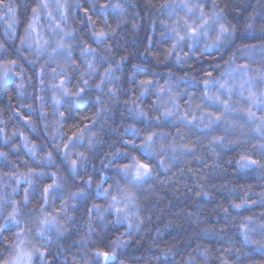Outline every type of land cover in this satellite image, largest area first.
Wrapping results in <instances>:
<instances>
[{
	"label": "trees",
	"instance_id": "obj_1",
	"mask_svg": "<svg viewBox=\"0 0 264 264\" xmlns=\"http://www.w3.org/2000/svg\"><path fill=\"white\" fill-rule=\"evenodd\" d=\"M38 2L39 0H3L0 4V45L3 46V49H0V68L10 67L11 69V78L0 86V152L7 153V157L0 156V205H3L0 207V223H3V217L12 211V201H16L19 206L17 218L21 222L20 226L25 229L24 238H26L27 246L31 249L33 246L46 249L45 264H85V262L94 264L95 248H107L106 245L112 242L114 237L128 228L127 222L115 223V212L109 209L105 213L107 228L101 230L97 220H92V230L89 231L87 206L94 202L107 204L108 201L103 196L97 194L94 200L70 202L69 211L74 219L66 220L64 223L66 232L59 240L54 233H49L53 236V243L50 246L44 243L36 232L39 225L35 221L37 217L42 218V216L34 205L43 202L39 199L42 186L51 182V172H56L61 178L60 182L64 184L63 194L50 195L48 204L45 205L46 211L52 212L53 215H56L55 209L60 207L64 196H67L70 191H75L77 187H83L80 180L69 178V173L66 171L68 160L64 158L63 147L62 145L60 148L56 147V144L66 137L54 136L53 132L58 126L64 133L71 134L74 130L73 125L88 124L89 129L97 133L99 143L94 149H87L86 134L84 146L75 145L71 158H75L76 151H86L87 171L81 169L80 174L85 177L91 174L98 180L100 173L104 172V179L115 187V181L119 177L115 175L113 167L106 169L103 165L110 162L113 164L127 162V157L117 155L118 159L113 158L110 161L105 154L115 152L117 149H129L128 144L124 143V140L131 138L130 133L125 132L126 126L135 124L136 127L144 130L143 124L129 115L132 105L124 104L123 101L135 100L145 111L150 112L148 105L156 99L152 94L140 96L137 82L145 78L160 84H163L165 80L173 82L176 85L173 91L180 93L178 99L182 112L188 110L184 106V101L190 99L188 93L193 94L192 108L194 110L195 104L200 103V93L204 88L203 74L212 72L214 76H219L225 67L224 61L230 56L234 55L235 64L249 65V76H257L256 70L264 69V43H262L264 33L259 31V28L264 25V8L258 5V0H218L220 8L224 9L226 22L236 26L233 38L235 42L230 43V46L225 45L219 51L209 48L200 55H195L198 49H194L187 58H184L183 54L189 52V49L187 43H184L174 50L181 56V60L177 62L175 54L165 58L164 51L170 47L171 41L166 36L160 35L164 30L160 21H171L177 18L175 15L169 17L167 10L161 11L160 6L165 4L166 0H61L66 5L63 9L66 19L61 21V27L66 31L75 28L73 35L77 41H84L92 47H97V42L91 36L93 29L88 23L89 16L96 21L97 30L104 28L108 32L105 44L113 45L111 53L115 55L105 52L103 47L99 48V52L109 56L108 63L103 66L98 65L100 72L109 64H114L121 56L126 57L123 66L115 73L121 78L117 82L120 87V100L117 104L111 105V111L95 121V127H93L92 123H89L92 120L91 113L99 107L94 100L91 102L86 100L71 112L67 110V105H64L61 111L66 112L65 118L60 120L58 125L54 123L57 116L53 112L52 92L46 86L42 87L39 80L45 79V85L50 81L58 83L59 78L52 77L51 69L59 70V65L64 61L60 57L53 59L43 51L37 56L34 44L29 47L28 42L21 41V38L25 36L27 25L32 20V8ZM200 2L205 3L206 10L211 9V0H200ZM49 3L50 8L41 10L40 18L34 25L39 35L34 33L33 41L40 39L41 42L45 40L54 42L56 38V33L50 25L61 20L60 10L55 7L56 0H49ZM101 3L109 5L106 11L100 9ZM116 3L124 9L123 13L114 11L110 7ZM9 7L15 9L14 16L9 14ZM84 8H88L89 11L85 13ZM175 11L180 15L184 14L178 7ZM43 12H52V17L48 18L43 15ZM250 13H254L251 20ZM153 20L155 24L152 23ZM249 23L254 24V31L246 27ZM133 24L136 27H133ZM111 29H116L115 33ZM241 45L255 47L250 52ZM200 46H203V41ZM73 56L82 65L84 64L78 46H74ZM8 60H15L16 63L9 66ZM133 64L139 71H136L133 79L129 80L128 75L132 72ZM41 65L46 67L44 74L38 76ZM16 73L21 75H15ZM181 77L185 79L181 80ZM193 77L195 81H192ZM98 79L99 77L95 75L89 78L90 86L87 91L92 95L101 94L99 90L91 87ZM69 81L67 86L72 88L77 83V76L70 75ZM21 84L23 87L18 88L17 85ZM260 90H264V84H258L253 89V91ZM212 91L215 92V89ZM106 92L105 90L104 99L107 101ZM247 92L246 89L244 97L248 96ZM37 96H42L43 100H37ZM244 97H241L238 92L234 93L231 97L232 106L247 108L248 102ZM164 99L166 100L167 97ZM28 104L32 105L31 109L22 107ZM202 107L205 112L220 111L207 101ZM41 108L44 111L43 118H41ZM255 110L259 115V109ZM150 114L156 115L151 112ZM179 114L178 112L177 115ZM195 114L198 117L200 111L195 110ZM22 116H29L32 124L29 125ZM84 116L88 119L82 121L81 117ZM255 126L246 121L242 112L226 113L225 119L211 129L186 125L180 121H176L174 126L171 122H165L164 132L171 134L168 135L166 143H173L176 146L177 158H171L172 149L169 148L165 154L167 171L164 168L157 170L154 167V175L148 178L144 187L134 190L137 203L140 205V220L144 227L137 230L139 235H134L130 244L117 249L119 255L116 257V264H120L121 261L124 264H181L190 253L195 256L197 264H221V259H227L231 261V264H261L264 261V253L257 245L245 242L240 225L246 223L243 217H256L255 221L247 222L249 229H255L249 232V235L253 240H264V233L259 231V226L264 221V201L261 200V194H264V174L260 171L250 174L233 171L236 168L235 161L241 154L264 160L254 147L261 142L259 134L250 131ZM177 127H180V135H176ZM21 133L27 137V141L22 139ZM121 133H124L123 137ZM5 136L9 138L7 141L4 139ZM181 136L183 139L180 138ZM214 136L224 137L225 142L235 140L237 144L223 149L217 144L210 146L209 142ZM25 142L29 147L33 144L37 145V158L29 154L28 149L24 147ZM139 143L140 138L137 137L135 144ZM182 144H192L195 148L191 153H185L180 148ZM13 145L18 147L14 148ZM129 150L141 157L145 155L136 149ZM47 151L53 153L52 165H47L46 161L42 164L39 159ZM154 164L159 165V160L154 161ZM29 168L38 170L33 176L34 180L41 170L47 171L49 175L41 176L33 185L27 184L22 178L18 185L12 174L26 173ZM233 187L236 189L234 192L231 191ZM249 187L252 191H248L247 198L256 203L244 205L241 209L232 208L231 202H239V198ZM26 188L28 201L23 200ZM90 190L94 191V185ZM202 192H208L210 195L204 196ZM224 208L229 209L227 214ZM93 215H96L95 209H93ZM58 219L64 220V214L60 213ZM15 231L16 228L8 224L4 235L12 240V234ZM197 245L210 250L206 259L195 255ZM225 249L228 251L225 252ZM13 254L9 252L7 244L0 243V259L10 258ZM38 257V255L35 256L33 264H41Z\"/></svg>",
	"mask_w": 264,
	"mask_h": 264
},
{
	"label": "snow or ice",
	"instance_id": "obj_2",
	"mask_svg": "<svg viewBox=\"0 0 264 264\" xmlns=\"http://www.w3.org/2000/svg\"><path fill=\"white\" fill-rule=\"evenodd\" d=\"M3 3V0H0V4ZM258 5L264 8V0H258ZM65 4L61 0H56V9L60 10L61 20L57 21L55 24L50 25V27L55 31L56 38L54 42L43 41L36 39L33 41L32 37L35 33L39 35L36 31L34 25L38 22L41 10H46L50 8L49 0H39L38 4L32 8V20L27 25L25 36L21 38L22 43L28 42L29 47H32L33 44L37 49L36 55L39 56L41 52H46L49 57L55 59L60 57L63 59L64 63L59 65V70L57 68L51 69V75L53 78L58 77L59 82L50 81L45 85V79H40L39 83L42 87H47L48 90L52 92L51 101L54 104L53 112L57 116V120L54 121L57 125L59 121L65 118L66 112L61 111V108L65 104L69 105V110L73 111L77 105L84 103L86 100H94L96 105L99 107L96 108L94 112L91 113L92 120L89 123H92L95 127V121H97L101 116H106L111 111V105L117 104L120 100V87L117 84L120 81V77L116 76L115 73L120 70L123 66V61L126 59L125 56H121L115 64H109L108 67L104 68L102 72L98 70V65L103 66V64L108 63L109 56L105 55L104 52H99V48L103 47L105 52H109L111 55L112 44H105V39L108 37V32L104 28L96 29V21H94L90 16L88 17L89 26L92 27L91 36L97 42V47H92L84 41H77L73 35L76 29L72 28L65 30L61 27V21L66 19L63 9ZM95 6V5H93ZM102 11H106L109 5L101 3L99 5ZM110 7L119 13H123L124 9L119 3L112 4ZM183 10V15H180L175 11L176 8ZM161 11L167 10L168 16L172 17L175 15L177 18L175 20L167 21L161 20L160 24L164 26V30L160 33L161 36H166L168 40L171 41L170 47L166 48L164 51V56L167 59L172 55H176V60L179 62L181 56L175 53V49L180 47L182 44L187 43L189 52H185L184 58H187L190 53H193L194 49H198V52H195V55H200L204 53L207 49L213 48L216 50H222L225 45L234 43V34L236 32V26L230 22H226L224 16V9L220 8L218 0H211V9L206 10L205 3L200 2V0H166L165 4L160 6ZM88 8H84V12L87 13ZM9 14L15 15V9L12 7L8 8ZM43 15L48 18L52 17V12H43ZM254 16V13L249 14V19L251 20ZM155 24V20L152 22ZM133 27H136L133 24ZM250 30H255L254 24L249 23L246 26ZM115 33L116 29H111ZM261 33H264V25L259 28ZM201 41H203V46L201 47ZM149 42H151V37H149ZM264 43V41H262ZM74 46L79 47L80 57L83 58L84 64L82 65L73 56ZM242 48L249 50L250 52L254 50L253 45H241ZM0 49H3V46L0 45ZM50 49V50H49ZM147 51V48H145ZM143 55V53H141ZM158 55V54H157ZM35 62V61H30ZM15 60H8L7 64L10 66L15 64ZM235 57L230 56L228 60L224 61L225 67L221 70L219 76H214L212 72L204 73L203 91L200 93L201 100L200 103L195 104V110L200 111V115L197 117L195 110L192 108V99L193 94L188 93L190 99L184 101V106L187 108V111L181 112V104L179 102L180 93L173 91L176 86L173 82L165 80L163 84L159 82H154L152 79L145 78L139 80L137 83L140 88L139 95L147 96L152 94L156 97L149 105L148 108L151 113H156V115H151L149 111L137 104L135 100H124V104H131L132 108L129 113L133 119L140 121L143 124V131L136 127L135 124L128 125L125 128V132L130 133L131 138L124 140L125 144H135L137 137L140 138V143L136 144V148L143 149L144 156L131 155V150L129 149H117L115 152L106 153L110 161L113 158H117V153L127 152L129 157H127V162H121L118 164L108 163L104 164L103 168H112L117 167L119 169L120 176L123 180L118 179L116 181L115 187L112 184L104 179L105 173L101 172L99 179H95L91 174L81 175L80 170H86V160L87 152L86 151H76L75 158H71L74 151V146L77 144L83 145L85 136L87 134V149H94L99 143L97 139V133L92 132L88 124H77L73 125L74 129L71 131V134H66L63 131L57 128L53 132V135H59L61 137H66L62 139L58 144L57 148L63 147V155L66 160H68V169L66 170L69 173V178L73 180H80L83 184V187H77L75 191H70L67 196H64L61 199L60 207L55 209L56 215H53L52 212L46 211L45 205L48 204L49 196L56 193L63 194L64 184H62L61 178L57 175L56 172H51V182L45 183L42 186L41 199L43 202L38 205H34V208H37L42 216V218L37 217L36 223L38 227L36 232L39 234L41 240L48 244L49 246L53 243V236L49 233H54L56 239L65 234L66 229L64 228V223L67 219H74L72 213L69 211L70 202L78 203L80 200L88 201L89 199L94 200L97 194L103 196L108 201L107 204L100 203H91L87 206V213L89 217V231L92 230L91 221L92 220H105V213L109 209L113 210L116 215L115 223L119 224L121 222H127L128 229L133 228L134 224L136 228L140 227L142 223L139 215L140 205L137 203L136 193L132 190L130 185L143 186L147 183L148 178L154 175V161L159 160V168H164L167 161L165 159V154L168 149H172L171 158L176 159V146L173 143H166L168 135L170 133L164 132L165 122H171L172 126L175 125L176 121H180L186 125H195L198 127H203L206 129H211L219 121L225 119V114L230 112H242L246 117V121L251 124H255L254 128H251L250 131L258 133L261 142L254 145V147L259 151L260 155L264 157V90L253 91L258 84H264V69H257V76H249V65L245 64H235ZM45 65H41L40 71L37 73L38 76L44 74ZM133 68L136 65L132 66ZM82 69V70H81ZM11 69L5 68L2 75H0V86L4 85L10 78ZM135 73L130 72L128 75L129 80L133 79ZM15 75H21L16 73ZM76 75L77 83L73 85L72 88H69L67 85L70 83L69 76ZM98 76L99 79L96 83L92 84L91 87L99 90L100 95H92L87 89L89 88V78L93 76ZM181 80H184L185 77H181ZM192 81H195V77L192 78ZM189 81V83H192ZM105 85H111L107 88L106 95L108 100L104 99L105 94ZM116 85V86H112ZM188 85L186 84V87ZM18 88H22L23 85H17ZM155 89V91H153ZM215 89V92L212 91ZM247 89L248 96L244 97V92ZM238 92L241 97L246 99L247 108L233 107L231 103V97L234 93ZM21 94L22 93H18ZM227 96L228 98H223ZM164 97H167L165 100ZM37 100H43L42 96H37ZM205 101L209 104L219 108L220 111H208L205 112L202 105ZM110 102V103H109ZM22 107L32 108L31 104L22 105ZM255 109H259V115ZM180 113L177 115V113ZM44 117L43 108H41V118ZM29 125L32 124V120L29 116H22ZM88 117H81V120H87ZM205 121H207L205 123ZM156 122H160L159 124ZM47 126V125H46ZM244 127V125H240ZM151 129V130H149ZM121 137L124 136V133L120 134ZM176 135H180V127L176 129ZM23 140L27 141V137L23 136ZM183 139V137H180ZM7 141L9 138L4 137ZM210 146L212 144H217L219 147L228 148L230 145H236L237 141L231 140L225 142L224 137L214 136L209 142ZM158 145V146H157ZM13 147H18V145H13ZM24 147L28 149L29 154L33 158H37L38 154L36 151L37 145L33 144L29 147L28 143L25 142ZM180 148L185 153H191L195 146L192 144H182ZM0 156L7 157V153L0 152ZM41 163L45 161L47 165L53 164V153L51 151L45 152L43 157H39ZM200 159V157H196ZM236 168L233 171H238L243 174H250L252 172L260 171L264 174V160L254 159L251 155L241 154L239 159L235 161ZM156 168V167H155ZM157 168V170L159 169ZM37 169L29 168L26 173L21 172L19 175L13 173L15 176L16 182L19 185L20 180L23 178L24 181L33 185L36 183L41 176H47L49 173L47 171L41 170L36 179H33L34 174L37 173ZM87 171V170H86ZM94 185V191L90 190ZM107 185V186H105ZM235 187L231 191H235ZM15 191V189H13ZM248 191H252L251 187L247 191H244L243 196L239 198V202H231V207L234 209H241L244 205L255 204L256 202L248 199ZM204 196L210 195L208 192L201 193ZM28 189H25V195L23 197L24 201H28ZM261 200L264 201V194H261ZM3 207V205H0ZM18 204L16 201H12V211L8 212L6 216L3 217V223H0V243L8 245L9 252L14 253L9 257L0 259V264H33V258L39 256L41 264H45V253L46 249L32 247L31 250H26L27 242L23 239L26 235L25 229L21 227V222L18 217ZM93 209L96 210V215H93ZM136 209V211H133ZM224 212L227 214L229 209L224 208ZM60 213L64 214L65 219H58ZM191 215V213H190ZM256 217L246 216L243 217V220L246 223L240 225V230L244 233L245 242H250L258 246L260 251L264 253V240H253L251 239L249 232L255 231V229H249L247 222L255 221ZM8 224L13 225L16 228V231L12 234L13 239L9 240L7 236L4 235V231ZM207 231V230H205ZM259 231L264 233V221L261 222L259 226ZM124 233H121V236ZM84 239V238H81ZM123 247V243L117 239L112 241L110 247H97L94 250V264H99V260H103L104 264H116V257L118 256L117 249ZM199 248L200 245H197ZM228 249H225L227 252ZM255 251V249H253ZM239 254V250H237ZM167 255V253H163ZM210 254V250L207 248L201 249V255L206 259ZM223 255V254H221ZM191 259V258H190ZM75 261V258H74ZM87 264V262H85ZM120 264H124L123 261ZM221 264H231V261L227 259H221ZM264 264V261L261 262Z\"/></svg>",
	"mask_w": 264,
	"mask_h": 264
},
{
	"label": "clouds",
	"instance_id": "obj_3",
	"mask_svg": "<svg viewBox=\"0 0 264 264\" xmlns=\"http://www.w3.org/2000/svg\"><path fill=\"white\" fill-rule=\"evenodd\" d=\"M117 61V60H116ZM116 61H115V63H116ZM114 63V64H115ZM133 65H135V64H133ZM132 65V66H133ZM136 71H139V69H137V67H135V68H133L132 67V72L133 73H135ZM108 87H111V85H107V88ZM106 91H107V89H105ZM88 102H91V99H89L88 100ZM65 105H67V110L69 111V112H71L70 110H69V105L68 104H65ZM128 148L129 149H136V151H138V152H140L141 154H143V149H138V148H136V144H128ZM117 155H119V156H124V157H129V153H127V152H119V153H117ZM131 155H136L134 152H131ZM130 158V157H129ZM107 159H110L108 156H107ZM156 168H159V165H156L155 166ZM114 168V171H115V175L117 176V177H119V179L121 180V181H123L122 180V178H121V176H120V173H119V169L117 168V167H113ZM152 177V176H151ZM151 177H149V178H151ZM118 180V179H117ZM116 180V181H117ZM116 181H115V184H116ZM130 187L132 188V190L134 191V190H136V189H138V188H143L144 187V185L143 186H137V185H135V184H133V185H130ZM97 222V224H98V226L101 228V230H105L106 228H107V226H108V222H106L105 220L104 221H99V220H97L96 221ZM144 227V224H140V227L139 228H136L135 227V224H134V226H133V228H131V229H126L125 231H122V232H120L119 234H118V236H116V237H114V240H117V239H119L122 243H123V246L124 247H126L128 244H130L131 243V241H132V239L134 238V235H139V232H137V230L138 229H141V228H143ZM121 233H124V235H122L121 236ZM112 245V242H110L108 245H106L107 247H110ZM201 249H202V247L200 246L199 248L196 246V249H195V255H198V256H202L201 255ZM118 255H119V253H118ZM191 258V259H190ZM99 264H104V262H103V260H99ZM181 264H197V262H196V259H195V256L193 255V254H189V256H188V258L186 259V260H184V261H182L181 262Z\"/></svg>",
	"mask_w": 264,
	"mask_h": 264
},
{
	"label": "rangeland",
	"instance_id": "obj_4",
	"mask_svg": "<svg viewBox=\"0 0 264 264\" xmlns=\"http://www.w3.org/2000/svg\"><path fill=\"white\" fill-rule=\"evenodd\" d=\"M6 67H2V68H0V75H2V73H3V71H4V69H5ZM247 95H248V92H247ZM23 239L26 241V238H24L23 237ZM26 250H31V247H26ZM14 255V254H13ZM35 258V257H34ZM34 258H33V263H34ZM39 258V257H38ZM39 260H40V258H39Z\"/></svg>",
	"mask_w": 264,
	"mask_h": 264
}]
</instances>
